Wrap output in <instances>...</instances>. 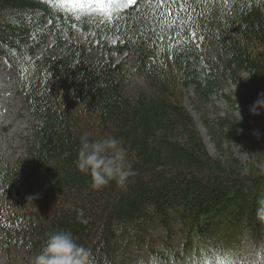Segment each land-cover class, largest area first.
Here are the masks:
<instances>
[{"label": "trees", "instance_id": "obj_1", "mask_svg": "<svg viewBox=\"0 0 264 264\" xmlns=\"http://www.w3.org/2000/svg\"><path fill=\"white\" fill-rule=\"evenodd\" d=\"M184 7L174 26L146 0L103 24L49 0H0V59L21 78L34 118L25 165L0 167L4 250L17 244L35 257L49 234L68 231L90 249L92 264H121L137 249L150 255L140 264H202L197 247L212 262L248 238L264 244L256 216L264 172L211 158L182 104L187 88L208 103L231 83L250 109L264 93V0H189ZM78 28L98 39L92 50L76 40ZM130 58L154 83V95L125 93ZM258 112L243 122L220 119L218 146L237 139L250 147L260 138L254 155L264 158V108ZM84 136L120 142L129 172L123 185L93 188L77 169Z\"/></svg>", "mask_w": 264, "mask_h": 264}, {"label": "rangeland", "instance_id": "obj_2", "mask_svg": "<svg viewBox=\"0 0 264 264\" xmlns=\"http://www.w3.org/2000/svg\"><path fill=\"white\" fill-rule=\"evenodd\" d=\"M139 1V0H138ZM130 5L127 8L132 9ZM66 8V7H65ZM69 11V9H68ZM80 14V17L87 21H96L98 23L108 22L107 18L98 12H89ZM122 12H120L121 14ZM76 40L85 44L90 50L91 44L95 45L98 40L91 31H83L76 29ZM109 44H113L114 40L107 38L101 39ZM213 49H208V53H212ZM95 58H99V52H91ZM125 66L126 79L124 82L125 93L129 96H135L138 93H146L154 95L156 93L154 83L146 74L137 71V65L133 58L128 60ZM246 81L244 76L243 82ZM21 78L9 69L7 64L0 59V167L22 168L27 160L29 143L34 140V118L31 110L25 103L20 93L19 86ZM242 88L234 84H226L223 87V95L221 98H213L210 102L204 103L192 88L183 90L182 104L191 115L192 120L198 130V134L204 143L209 155L215 160L228 161L231 158L238 160L248 174L254 168L264 172V158H258L254 155L257 145L263 143L260 138L253 139L248 142L250 147L245 146L239 140L222 139V148L217 144L215 134L220 131V119H234L243 122L245 118L252 117L253 114L249 107H241L239 104V92ZM250 130V129H248ZM247 130V131H248ZM248 136L255 135L254 132H245ZM221 141V139H220ZM227 163V162H226ZM1 237V235H0ZM4 245L0 238V264H32L35 258L23 246L14 244L9 251L4 250ZM197 252H201L199 260L202 264H264V245L253 243L251 239L244 243L238 250L227 252L219 255L212 262L208 259L204 249L196 248ZM146 250H135L127 258L123 259L121 264H140V261H148L150 255ZM11 260V261H10ZM181 264H190L184 261Z\"/></svg>", "mask_w": 264, "mask_h": 264}, {"label": "clouds", "instance_id": "obj_3", "mask_svg": "<svg viewBox=\"0 0 264 264\" xmlns=\"http://www.w3.org/2000/svg\"><path fill=\"white\" fill-rule=\"evenodd\" d=\"M260 108H264V93L258 96L250 111L253 115H259ZM125 159L126 151L115 138L90 142L84 136L76 167L91 177L93 188H101L113 180L123 185L129 175L125 169ZM256 216L264 222V200L259 202ZM91 257L90 249L78 244L71 232L59 231L49 234L32 264H92Z\"/></svg>", "mask_w": 264, "mask_h": 264}, {"label": "snow or ice", "instance_id": "obj_4", "mask_svg": "<svg viewBox=\"0 0 264 264\" xmlns=\"http://www.w3.org/2000/svg\"><path fill=\"white\" fill-rule=\"evenodd\" d=\"M49 2L56 3L61 7H66L69 11H74L76 13L85 14L89 12H98L106 17L108 22H112L120 18L119 13L122 9H125L130 5L134 6L138 0H49ZM146 2L150 7H154L158 11L160 19L167 17V23L170 26H174L177 23V20L172 19V17L176 15V11H187V8L184 7V5H187L189 0H146ZM173 6H177V8H174ZM80 18V16H77V19ZM185 23L186 22L183 19H180L181 28L184 27ZM153 34L160 40L166 39V37L160 33L155 32V30H153ZM181 35H188V33L177 32V37ZM195 37L196 33L193 30L190 38ZM170 39L175 42L176 37H171Z\"/></svg>", "mask_w": 264, "mask_h": 264}]
</instances>
